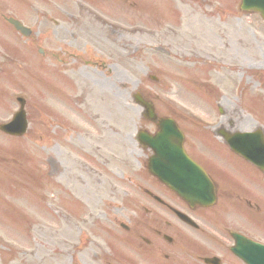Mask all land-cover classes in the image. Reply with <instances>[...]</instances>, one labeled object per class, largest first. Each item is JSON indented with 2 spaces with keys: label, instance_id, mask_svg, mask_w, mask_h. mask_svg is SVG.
I'll return each mask as SVG.
<instances>
[{
  "label": "rangeland",
  "instance_id": "rangeland-1",
  "mask_svg": "<svg viewBox=\"0 0 264 264\" xmlns=\"http://www.w3.org/2000/svg\"><path fill=\"white\" fill-rule=\"evenodd\" d=\"M239 5L0 0V15L32 30L26 39L0 19V124L19 110L17 98L25 99L29 121L24 137L0 132V264H103L108 253L115 259L111 236H123L120 224L143 215L125 207L124 196L139 194L133 183L145 180L135 146L146 127L137 94L176 119L221 187L237 192L223 162L241 186H254L257 172L211 133L229 107L241 124L249 121L243 131L264 130V23ZM112 242L116 253L134 248Z\"/></svg>",
  "mask_w": 264,
  "mask_h": 264
},
{
  "label": "water",
  "instance_id": "water-1",
  "mask_svg": "<svg viewBox=\"0 0 264 264\" xmlns=\"http://www.w3.org/2000/svg\"><path fill=\"white\" fill-rule=\"evenodd\" d=\"M244 5L243 9H252L255 0H243ZM258 5L259 11L264 16V7H261L259 2H256ZM20 28V27H19ZM21 32H23L21 28ZM22 105V110L15 116L12 123L1 126L0 130L3 132L15 135L22 136L27 131V121L26 116L23 111L24 102L20 100ZM148 112L150 113L149 117L152 120H155L153 109L150 105L146 106ZM161 133L158 134L155 138H151L150 142H155L156 153L161 160L167 158L171 164L172 171L178 173L177 176H172L170 173L164 174L162 179L171 186L183 188V196L188 199H199L201 197H211L213 195V186L207 176L197 169L194 164L189 161L185 156L182 142L183 136L177 130L172 121L161 122ZM255 136H240L237 139L229 140L230 145L233 149L239 150L240 148L238 143L235 142H255ZM238 140V141H237ZM246 147V146H245ZM243 147V148H245ZM251 157H255V154H249ZM194 173V175L192 174ZM197 201V200H194ZM254 264H264V257L260 260H256Z\"/></svg>",
  "mask_w": 264,
  "mask_h": 264
},
{
  "label": "flooded vegetation",
  "instance_id": "flooded-vegetation-1",
  "mask_svg": "<svg viewBox=\"0 0 264 264\" xmlns=\"http://www.w3.org/2000/svg\"><path fill=\"white\" fill-rule=\"evenodd\" d=\"M147 194L149 195L150 202H153L155 205L157 218H159L161 221H163L164 219L166 222V228L169 230V233L174 234V236L171 237L168 233H165L163 231H156L157 236L161 240L166 242L164 243V246L167 251L173 250L172 248L179 247L180 243H184L188 253H190L188 257V262H190V264H204L205 257H202L200 255L192 256L191 252L189 251V247L195 244V242L192 240V237H190L192 230L197 233V236L199 235V233L202 232L199 237L193 238L202 242L207 240L205 231L203 229L200 230L199 226L196 228H192L191 226L187 225L184 221H182L178 216V213H181L182 215L189 217L192 220L204 223L206 221V217L203 213L204 209L199 207L191 208L187 204L179 202V200L169 191L163 193L160 196L153 195L148 191ZM166 219L171 220V222ZM168 236L171 240L167 239ZM181 253L186 254L183 251H181ZM164 258L166 260H173L174 255H164Z\"/></svg>",
  "mask_w": 264,
  "mask_h": 264
},
{
  "label": "bare ground",
  "instance_id": "bare-ground-1",
  "mask_svg": "<svg viewBox=\"0 0 264 264\" xmlns=\"http://www.w3.org/2000/svg\"><path fill=\"white\" fill-rule=\"evenodd\" d=\"M197 103L200 104L199 102ZM242 121V118L239 116L236 110L229 107L227 108L225 118L220 122V124L212 126L211 130L215 132L219 129H224L230 133H236L248 129L247 125L249 124V121L247 125H245L246 123L241 124Z\"/></svg>",
  "mask_w": 264,
  "mask_h": 264
}]
</instances>
